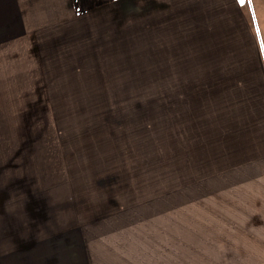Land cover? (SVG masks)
<instances>
[{
  "label": "rangeland",
  "instance_id": "1",
  "mask_svg": "<svg viewBox=\"0 0 264 264\" xmlns=\"http://www.w3.org/2000/svg\"><path fill=\"white\" fill-rule=\"evenodd\" d=\"M78 5L80 21L59 24L42 39L50 86L34 68L19 69L20 53L4 55L0 229L12 225L16 212L36 217L42 209L72 221L75 202L83 212L94 209L95 220L135 232L114 242L113 252H106L111 243L105 236L101 263L127 252L144 254L139 263H158L159 232L170 235L199 217L185 205L226 204L239 221L237 207L260 189L262 182L241 181L264 173L259 165L245 166L251 156L242 153L244 140L256 142L246 137L250 129L238 99L253 61L241 60V69V55L231 52L238 53L247 31L264 56V0ZM261 62L264 68L262 56ZM233 170L240 175L226 189L221 174ZM180 231L183 239L192 236Z\"/></svg>",
  "mask_w": 264,
  "mask_h": 264
},
{
  "label": "crops",
  "instance_id": "2",
  "mask_svg": "<svg viewBox=\"0 0 264 264\" xmlns=\"http://www.w3.org/2000/svg\"><path fill=\"white\" fill-rule=\"evenodd\" d=\"M79 2L80 0H0V71L6 67L4 55L9 52L20 53L24 63L18 64L21 67L19 69L34 68L37 79L44 81L43 76H46V82L43 83L45 88L50 86L47 78L52 68L43 61L42 39L54 34L55 27L59 24L80 21L83 13ZM231 38L230 34V41ZM47 49L46 46L45 50ZM237 51L235 54L233 50L231 55H239V59L241 55L239 68L243 67L241 60L243 63L247 60L253 61L250 66L253 71L241 83L243 88L240 89L238 99L242 104L240 115L247 121L250 129L246 137L256 142L244 140L243 146L247 149L242 153L251 156L245 166L259 165L264 168V157L258 153L264 151V68L261 62V56L263 59L264 56L257 54L248 39L247 31L244 32L240 50ZM248 85L253 88H246ZM46 91L50 94V90ZM255 135H259L258 140H262L257 142ZM234 172L233 170L230 174H221L225 178L226 189L240 175H234ZM246 177L247 179L241 180L243 183H253V187H258L259 182L262 184L255 195L250 194L242 202L245 207H237L242 211L239 221L232 220L226 204L219 205L215 202L214 205L207 206L196 201L192 205H185L186 208H191L192 213L199 214V217H192L193 220L188 226L182 225L180 229L176 227L174 234L159 232L160 260L158 263L153 260L145 262L198 264L200 260L197 258L202 255L204 264H264V173L246 174ZM39 188L41 194L42 189ZM217 198L220 199L221 196ZM213 199L214 196L209 197V200ZM71 205L76 207L75 216H71V219L74 218L72 221L64 220V217L56 220L48 209L37 210L36 217H33V213L31 216L26 214V217L19 216L17 212L12 214V225L6 227V231L0 229V233L3 232L0 241V264H103L104 260L101 263L100 256L105 254V246L102 245L105 236L111 243L110 248L106 247V252L114 251L113 243L121 236L135 238V232L128 228L129 225L120 228L114 221L99 222L97 217L96 220L92 217L95 214L94 209L91 213L83 212L77 203ZM61 212L60 210L59 214L63 213ZM97 214L96 212L94 216ZM200 215L205 216L201 218ZM204 218L211 222L203 220ZM41 219L43 220L40 224ZM184 228L187 234H192L188 239H183L180 231ZM201 246H206L205 252H199ZM127 253L129 254H122V258L109 260L108 264L145 263H139L144 254ZM185 254L190 255L189 259Z\"/></svg>",
  "mask_w": 264,
  "mask_h": 264
}]
</instances>
